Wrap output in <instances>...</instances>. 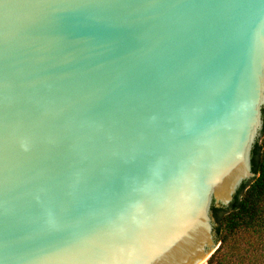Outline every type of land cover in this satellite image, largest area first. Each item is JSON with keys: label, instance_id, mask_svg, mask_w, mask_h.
Wrapping results in <instances>:
<instances>
[{"label": "water", "instance_id": "water-1", "mask_svg": "<svg viewBox=\"0 0 264 264\" xmlns=\"http://www.w3.org/2000/svg\"><path fill=\"white\" fill-rule=\"evenodd\" d=\"M263 109L264 0H0V264H207Z\"/></svg>", "mask_w": 264, "mask_h": 264}, {"label": "trees", "instance_id": "trees-1", "mask_svg": "<svg viewBox=\"0 0 264 264\" xmlns=\"http://www.w3.org/2000/svg\"><path fill=\"white\" fill-rule=\"evenodd\" d=\"M252 166L257 176L242 185L231 206L213 207L221 244L207 264H264V126Z\"/></svg>", "mask_w": 264, "mask_h": 264}]
</instances>
